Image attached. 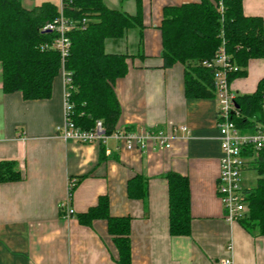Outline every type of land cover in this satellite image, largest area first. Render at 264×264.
<instances>
[{"label": "crops", "instance_id": "obj_1", "mask_svg": "<svg viewBox=\"0 0 264 264\" xmlns=\"http://www.w3.org/2000/svg\"><path fill=\"white\" fill-rule=\"evenodd\" d=\"M106 1L130 15L137 12L135 0ZM199 1L142 0L144 59L136 57L137 29L105 44L108 53L132 56L127 75L114 86L122 108L118 129L164 130L173 137L170 149L128 150L110 139L103 154L101 143L64 140L57 131L65 118L62 74L50 99L27 101L20 93H4L0 64V162H16L22 175L0 183V264H117L106 221L86 227L60 214L63 203L77 215L102 196L109 198L111 216L132 219L131 264H264V236L224 219L217 192L222 149L216 100L187 98L183 65L165 69L161 58L164 8ZM243 12L264 21V0H243ZM246 68L245 77L230 83L237 95L253 94L264 78V59L250 60ZM170 172L189 181L188 236L169 233ZM136 177L147 182L145 199L129 198L128 183ZM79 180L69 200V185Z\"/></svg>", "mask_w": 264, "mask_h": 264}, {"label": "trees", "instance_id": "obj_2", "mask_svg": "<svg viewBox=\"0 0 264 264\" xmlns=\"http://www.w3.org/2000/svg\"><path fill=\"white\" fill-rule=\"evenodd\" d=\"M137 12L130 15L110 8L105 0H61L65 19L75 21L76 29L68 32L70 51L63 60L50 48L56 32L44 27L60 16V6L44 2L33 9L23 7L21 0H0V64L5 94L20 93L24 100H46L52 97L53 82L62 70L71 77L69 102L70 120L79 130L90 131L98 121L105 134L118 129L122 108L115 87L118 79L127 75L126 54L108 53L106 42L121 40L134 30L139 31V53L144 59V18L142 0H135ZM222 5V9L220 8ZM161 58L165 69L175 64L185 69V96L191 99L215 98V73L203 66L223 48L230 63L238 70L229 81L247 75L246 67L253 59H264V21L261 17H246L243 0H200L197 3L169 6L163 10L160 24ZM232 120L243 134L264 129V78L251 95H235ZM127 131H132L126 129ZM102 153H105L102 144ZM243 172L257 173L253 187L243 189L247 213L238 221L249 232L264 236V147L254 145L242 152ZM22 179L14 161L0 162V183ZM169 188V233L171 236L191 234V203L189 181L175 172L166 175ZM69 188V200L78 185ZM147 182L136 177L128 183L132 199H145ZM87 212L77 214L78 222L91 227L93 222H107L108 233L117 250V264H131L130 217H113L107 196ZM63 217V212L60 210Z\"/></svg>", "mask_w": 264, "mask_h": 264}, {"label": "built area", "instance_id": "obj_3", "mask_svg": "<svg viewBox=\"0 0 264 264\" xmlns=\"http://www.w3.org/2000/svg\"><path fill=\"white\" fill-rule=\"evenodd\" d=\"M222 9V5L220 4ZM76 22L65 19L63 15L62 5L60 6V16L48 23L43 31L56 32L57 38L50 46L51 49L56 50L62 59V63L67 57L71 42L68 37V32L76 29ZM229 56L221 48L215 57L202 64L204 67L212 69L215 73V100L217 103V127L220 131V141L222 149V157L220 159V175L218 180L217 192L222 202L224 210V219L227 223L238 222L245 213L248 207L243 193V188L240 185V177L243 173L245 160L242 152L246 146L254 145L256 151L264 147V129L258 130L257 133L243 134L234 124L232 116L235 109V93L231 90L229 75L236 72L238 68L230 63ZM65 87V118L64 123L59 129V136L64 140H75L80 144H105L108 140L114 139L123 142L128 150H133L137 147H146L148 145L157 147L161 150L170 149L172 147L173 137L164 130H144V131H127L117 130L111 136L105 134L104 128L100 121L97 122L94 129L79 130L70 120V112L72 104L69 102V89L71 84V77L61 70ZM183 133H189L187 127H180ZM74 183H70L69 188ZM60 210L63 212L65 219L72 218L74 212L70 204L63 203L60 205ZM221 264H232V261H222Z\"/></svg>", "mask_w": 264, "mask_h": 264}, {"label": "rangeland", "instance_id": "obj_4", "mask_svg": "<svg viewBox=\"0 0 264 264\" xmlns=\"http://www.w3.org/2000/svg\"><path fill=\"white\" fill-rule=\"evenodd\" d=\"M23 5L28 8L32 9L33 7L42 4L44 2H50L57 6H60L61 0H22ZM107 2V1H106ZM108 3V2H107ZM109 4V3H108ZM109 6L112 8V5L109 4ZM257 173L252 170H246L241 174L240 177V185L241 188H250L256 183Z\"/></svg>", "mask_w": 264, "mask_h": 264}, {"label": "water", "instance_id": "obj_5", "mask_svg": "<svg viewBox=\"0 0 264 264\" xmlns=\"http://www.w3.org/2000/svg\"><path fill=\"white\" fill-rule=\"evenodd\" d=\"M235 107H236V108H238V106H237V105H236Z\"/></svg>", "mask_w": 264, "mask_h": 264}]
</instances>
